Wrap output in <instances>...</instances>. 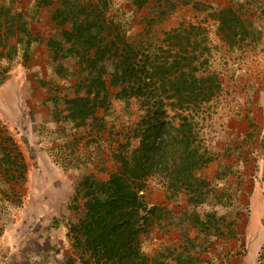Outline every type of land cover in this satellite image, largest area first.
I'll return each mask as SVG.
<instances>
[{
	"label": "trees",
	"instance_id": "1",
	"mask_svg": "<svg viewBox=\"0 0 264 264\" xmlns=\"http://www.w3.org/2000/svg\"><path fill=\"white\" fill-rule=\"evenodd\" d=\"M108 5L107 0H61L52 14L60 29L58 38L50 41L53 59L76 56L77 61L84 62L81 68L86 74L95 71L86 76L88 83L82 94L59 101L63 106L54 111V116L68 118L74 126L87 124L98 130L93 104L101 92L102 100L108 95L103 78L106 69L102 66L106 61L113 66L111 83L119 85L113 96L124 100L137 97L144 111L133 127L137 146L128 155L114 156L119 170L106 180L85 175L81 188L75 190L73 198L80 195L83 208L78 210L77 202L68 205L76 212L68 231L79 254L65 259L64 264H161L157 253L141 250V234L160 208L148 207L142 191L146 179L156 176L167 198L181 190L190 193L194 186L195 196H201L206 182L198 170L211 157L199 133L197 113L220 91L221 83L207 70L205 26L181 23L165 31L157 42L144 40L142 35L127 37L110 15ZM223 11L233 13L231 7ZM66 21H70V30H66ZM219 31H224L223 26ZM32 39L22 12L11 0L6 4L0 0V59L10 60L20 51L23 59ZM59 67L55 66L57 73ZM75 89L82 91L79 82ZM2 165H6L3 169L9 179H24L25 162L8 134L0 136ZM188 199L193 203L203 201L201 197ZM263 248L256 264H264Z\"/></svg>",
	"mask_w": 264,
	"mask_h": 264
},
{
	"label": "rangeland",
	"instance_id": "2",
	"mask_svg": "<svg viewBox=\"0 0 264 264\" xmlns=\"http://www.w3.org/2000/svg\"><path fill=\"white\" fill-rule=\"evenodd\" d=\"M2 1L6 4L8 0ZM107 1L110 15L120 23L127 37L142 35L144 40L157 42L165 31L181 23L193 22L205 26V42L209 46V51L204 54L208 60L207 70L213 72L221 83L220 91L202 104L197 113L199 133L211 157L198 170L206 182L201 187V196H198L203 201H189L190 196L198 199L195 186L192 192L181 190L171 198V204L163 211L169 227L165 231L166 239L153 248L152 254L159 255L161 264H256L260 250L253 243L250 245V240L239 235L237 237L238 233L241 235L245 222V203L232 206L231 200L235 197V189L246 183L244 173L253 170L255 156L251 153H264V139L258 137L260 130L256 133L253 129L250 136L234 134L216 142L214 123L216 116L221 117L218 114L220 111H238L240 106L246 108L241 99L249 97V101H254L258 88L264 87V0H157L150 1L145 8L138 3L146 4L149 0H125L115 6L112 4L116 0ZM130 3L138 7L133 17ZM227 7L233 9L232 15L223 11ZM235 16L239 18L236 22L233 20ZM170 18L176 24L164 28V23ZM220 26L224 31H219ZM20 53L16 52L10 60L0 59V69L7 71L16 68L17 64L23 62ZM82 66H78V74L71 79L74 84L79 82L81 92H84L88 83L86 76L95 74V71L90 70L86 74ZM102 66L106 69L103 78L108 95L102 100L101 92L96 98L93 104L96 118L93 120L99 126L98 130L102 133L107 131L106 135L114 141L113 156L128 155L138 144V138L133 136V127L144 111L137 97L124 100L113 96L119 89L117 83H111L113 66L109 61L102 63ZM58 69H61L58 76L67 80L69 72L66 70L64 75L62 67ZM4 77L6 75L0 76V81ZM6 134L0 127V136ZM239 160L242 169L238 168ZM115 165L114 172L119 170V162L116 161ZM3 167L6 165L0 167V264H25V249L32 243L18 248L19 236L12 239L9 231L17 232L22 237L29 229L35 228L32 219L38 215V207L28 204L26 200L25 175L24 179H9ZM155 177L149 176L146 181H153ZM262 188L264 199V167ZM232 221L233 225L230 224Z\"/></svg>",
	"mask_w": 264,
	"mask_h": 264
},
{
	"label": "crops",
	"instance_id": "3",
	"mask_svg": "<svg viewBox=\"0 0 264 264\" xmlns=\"http://www.w3.org/2000/svg\"><path fill=\"white\" fill-rule=\"evenodd\" d=\"M11 1L13 7L22 12L33 39L26 56L21 57L23 64L7 71L0 69V76L6 75L0 81V127L12 137L23 157L26 200L38 207V215L32 219L35 228L29 229L22 237L9 231L13 235L9 237L15 239L19 236L18 248L32 243L25 249V264H64L65 259L79 254L72 246V233L68 231V223L76 218V212L68 205L77 202L78 210L83 208V198L75 195L74 200L73 197L75 190L81 188L80 181L85 175L106 180L114 172L117 167L112 152L114 141L106 135L107 131L102 133L87 124L74 126L70 119L54 116V111L63 106L59 104L62 98L82 94L80 90L76 92L71 78L78 74V66L84 63L77 61L76 56L53 59L50 41L58 38L60 29L52 14L61 0ZM150 1L157 0H149L140 7L145 8ZM122 2L125 0H116L112 6ZM137 10L134 4L131 17ZM170 19L164 23V28L176 24L173 18ZM69 22L66 21V30L71 28ZM72 59L74 63H71ZM58 64L62 66V74L65 75L66 70L69 72L67 80L58 76L55 70ZM258 90L254 101L250 102L249 97L241 99L246 108L240 106L238 111L218 113L221 117L216 116L214 123L216 142L234 134L250 136L253 129L256 133L260 130L258 137L264 139V87ZM251 154L255 156L253 170L244 173L246 183L235 189L231 201L232 206H242L243 203L246 206L245 222L241 235L238 233L237 237L250 240V245L253 243L260 250L264 247V199L261 194L264 153ZM238 168H243L241 160ZM142 197L148 207H160L151 216L147 230L141 234V250L152 254L153 248L166 239L165 231L169 227L163 211L171 204V198L166 197L164 186L156 178L146 181Z\"/></svg>",
	"mask_w": 264,
	"mask_h": 264
}]
</instances>
